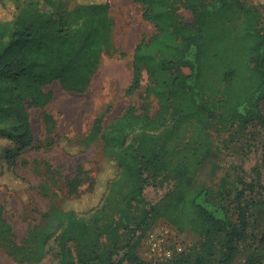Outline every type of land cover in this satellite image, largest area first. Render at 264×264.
I'll use <instances>...</instances> for the list:
<instances>
[{"label": "trees", "instance_id": "obj_1", "mask_svg": "<svg viewBox=\"0 0 264 264\" xmlns=\"http://www.w3.org/2000/svg\"><path fill=\"white\" fill-rule=\"evenodd\" d=\"M136 2L143 17L155 25L154 33L135 48L127 89L128 94L140 90L146 71L149 81L143 104L129 105L108 125L103 124V116L96 117L90 131L74 145L69 138L53 134L55 118L44 112L51 142L59 141L75 152L99 142L101 167H114V175L95 212L113 209L117 216L100 226L59 203L45 215L46 223L32 228L20 245L13 240V227L0 205V239L27 264L41 258L58 231L62 264H123L114 258L121 236L126 231L136 233L143 225V233L149 231L156 222L149 220L152 216L193 231L203 245L193 254L176 252L163 260L135 252L137 264H232L240 243L249 236L252 194L259 191L264 196L260 13L244 0ZM110 8L108 0H78L71 11L60 9L59 0H0V164L4 171L20 177L15 167L36 145L27 101L46 105L51 94L44 88L55 80L70 90L86 91L104 54L115 49ZM180 8L193 13L192 22L181 19ZM152 97L158 99L155 113L150 109ZM215 122L240 131L258 128L263 158L253 177L248 178L247 171L234 162L228 167L222 163L221 148L207 131ZM182 129L192 130L188 138ZM148 170L166 171L178 180L167 203L147 200ZM81 183L79 175L67 182V203L81 197ZM96 183L93 179L87 189L93 191ZM104 235L111 243L102 249ZM141 237L128 244L127 255L140 245ZM72 240L86 247L78 260L69 246Z\"/></svg>", "mask_w": 264, "mask_h": 264}, {"label": "rangeland", "instance_id": "obj_2", "mask_svg": "<svg viewBox=\"0 0 264 264\" xmlns=\"http://www.w3.org/2000/svg\"><path fill=\"white\" fill-rule=\"evenodd\" d=\"M108 1L115 20V49L112 53L104 54L101 65L86 91L70 90L55 80L44 88L51 94V99L46 105L37 106L28 100L27 108L31 114L36 145L20 157L15 167L20 177L13 176L9 170L4 171L0 164V205L4 207V218L13 227V240L20 245L26 242L32 228L46 223L45 215L59 203L64 204L66 208L76 209L86 221L100 226H105V222L117 216L113 209L95 212V209L103 204L109 177L114 175V167L109 165H105V169L101 167L103 150L99 142H95L85 151L75 152L59 141L51 142L52 137L47 132V123L44 120L45 111L52 114L55 118L53 134L69 138L68 141L74 145L90 131L96 117L103 116V124L108 125L113 118L123 114L129 105L140 107L143 104L142 95L149 81L146 71L140 90L128 94L127 89L133 78L135 48L141 39L148 38L154 33L155 25L143 17L142 9L136 0ZM244 1L260 13L264 26V0ZM77 5L78 0H59L62 10L71 11ZM178 12L184 22L193 21L191 11L180 8ZM2 14L0 10V15ZM179 71L188 72V69L180 68ZM157 107L158 99L152 97L151 112L155 113ZM262 107L264 111V101ZM186 129H182L181 134L188 138L192 130ZM207 131L215 144L221 148L222 163L227 167L232 162L238 164L247 171L248 178L255 175L254 168L261 165L263 158L262 134L258 128L240 131L236 126L215 122L209 125ZM77 175L82 180L79 187L82 195L80 198L70 199L67 203L65 199L69 195V189L66 184ZM146 176L145 196L149 203L155 204L160 201L167 203L178 180L166 171L155 173L148 170ZM93 179H97V183L94 190L90 191L87 188ZM252 195L251 201L255 200V203L251 207L249 236L240 243L237 257L232 264H264V196L259 191ZM149 220L156 221L149 231L153 229L160 232L168 228L167 244L176 252L193 254L201 249L202 240L193 231L180 230L162 216H152ZM143 228L144 225L136 233L124 232L115 249L116 261L137 264L133 260L135 252L143 258L153 259L149 255V231L143 233ZM58 233L59 231L49 239L43 255L34 264H62ZM139 236H142L140 245L132 254L127 255L128 244L137 240ZM102 241L106 245L102 249L111 243L106 235L102 237ZM69 246L76 260L78 254L86 249L84 243L80 241L72 240ZM0 264H27V261L21 260L17 254L11 252L8 242L0 239Z\"/></svg>", "mask_w": 264, "mask_h": 264}, {"label": "built area", "instance_id": "obj_3", "mask_svg": "<svg viewBox=\"0 0 264 264\" xmlns=\"http://www.w3.org/2000/svg\"><path fill=\"white\" fill-rule=\"evenodd\" d=\"M168 228L163 231L150 230L148 233V247L150 249L151 258H171L176 250L167 244L166 233Z\"/></svg>", "mask_w": 264, "mask_h": 264}]
</instances>
